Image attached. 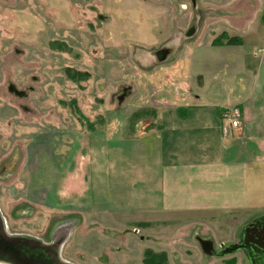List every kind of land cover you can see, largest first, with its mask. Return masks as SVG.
I'll return each mask as SVG.
<instances>
[{
	"label": "rangeland",
	"instance_id": "rangeland-1",
	"mask_svg": "<svg viewBox=\"0 0 264 264\" xmlns=\"http://www.w3.org/2000/svg\"><path fill=\"white\" fill-rule=\"evenodd\" d=\"M263 19L264 0H0V212L8 232L61 245L72 264H144L146 251L165 253L163 264H252L242 252H219L252 222L262 228V212L233 235L178 221L164 228L154 221L178 218L146 214L136 180L148 115L135 114L185 95L197 75L232 83L239 66L256 64L243 56L247 43L226 52L205 46L182 61L180 52L221 33L259 31ZM169 46V62H156ZM69 69L90 79L72 81Z\"/></svg>",
	"mask_w": 264,
	"mask_h": 264
},
{
	"label": "crops",
	"instance_id": "crops-1",
	"mask_svg": "<svg viewBox=\"0 0 264 264\" xmlns=\"http://www.w3.org/2000/svg\"><path fill=\"white\" fill-rule=\"evenodd\" d=\"M239 34L227 35L238 38L234 45L214 44L218 35L180 52L182 61L183 54H196L205 46L226 52L247 43L243 56H254L256 64L239 66L232 83L213 76L206 83L197 75L185 95L148 106L155 112L144 119L146 165L140 168L136 193L147 201L148 216L178 218L154 221L164 228L178 221L182 227H200L203 233L226 226L233 235L237 225L264 213V26ZM170 48L175 47L158 50L156 62H169ZM234 105L243 112L242 128L224 136L220 113ZM227 242L221 245L228 246Z\"/></svg>",
	"mask_w": 264,
	"mask_h": 264
},
{
	"label": "water",
	"instance_id": "water-1",
	"mask_svg": "<svg viewBox=\"0 0 264 264\" xmlns=\"http://www.w3.org/2000/svg\"><path fill=\"white\" fill-rule=\"evenodd\" d=\"M252 222V224L244 227L245 233H242V241H250L251 239L258 238L255 234L256 231L260 230L257 224ZM260 225V224H259ZM262 228L264 224L260 225ZM227 250H230L228 254H232L244 249L242 243L230 244L225 246ZM261 250V247H259ZM264 249V247H263ZM246 250V248L244 249ZM252 250V251H251ZM252 253V264L256 263L262 257L261 253L259 255L254 254V250L251 249ZM247 251V250H246ZM263 251V250H262ZM257 252V251H256ZM249 257V254L247 252ZM258 256V257H256ZM264 261V259H263ZM0 262L6 264H62L55 257L54 254L49 250L48 245L42 241L28 236L21 235H10L7 230L6 221L0 212ZM260 264H264L260 262Z\"/></svg>",
	"mask_w": 264,
	"mask_h": 264
},
{
	"label": "trees",
	"instance_id": "trees-1",
	"mask_svg": "<svg viewBox=\"0 0 264 264\" xmlns=\"http://www.w3.org/2000/svg\"><path fill=\"white\" fill-rule=\"evenodd\" d=\"M224 40H226V43L230 44V45L237 44L239 41L238 38L228 37V36H226V34H221V36L216 38L213 43L214 44L222 43ZM68 76L72 81L76 80V82H80L81 80L90 79V73L81 72V71H74V70H70V69L68 70ZM154 112H155L154 110L148 111L147 109L146 110L144 109L143 111L136 113L135 117L137 119H139V118L142 119V118H145L148 114H151ZM103 123H104V120H102V118H101V120H99V122L97 124L98 125L97 128H101L103 126ZM90 128L92 131H94V127L91 126ZM165 261L167 262V259H166V256L164 254L156 255V254L152 253V251H147L145 253V257H144L143 262H144V264H163V262H165Z\"/></svg>",
	"mask_w": 264,
	"mask_h": 264
},
{
	"label": "flooded vegetation",
	"instance_id": "flooded-vegetation-1",
	"mask_svg": "<svg viewBox=\"0 0 264 264\" xmlns=\"http://www.w3.org/2000/svg\"><path fill=\"white\" fill-rule=\"evenodd\" d=\"M70 220H74L73 218L71 219V218H67V219H65L64 221L62 220V221H60V223H62V226H64L65 224L64 223H67V222H69ZM58 225H59V223H58ZM57 225V226H58ZM7 230H8V228H7ZM127 232V231H126ZM138 230H133V233L134 234H136L137 236H139L138 235ZM9 233V232H8ZM128 233H129V231H128ZM128 233H126V234H128ZM241 233H242V231H241ZM10 234V233H9ZM257 236H258V238L256 239V238H254V239H251L250 241H242V234H240V239H239V241L237 242V243H242L243 245H244V249L245 248H249L250 250L251 249H256V251H257V247L259 248L260 246H259V244H261L262 245V247H264V226H263V228H260V230H258V231H256V233H255ZM10 235H12V234H10ZM142 236V238H141V240L142 241H145V240H150V237H148L147 238V236H145V235H141ZM37 239V238H36ZM38 240H40V239H38ZM44 240V239H43ZM54 240V239H53ZM52 240V241H53ZM40 241H42V240H40ZM46 242H52V241H48V240H45ZM43 243H45L44 241H42ZM46 244V243H45ZM46 245H48V247L49 246H51L50 244H46ZM54 245H56V244H54ZM244 249H242V250H240L239 252H242L245 256H248L247 255V252H248V254H249V257H244L245 258V260L246 261H248V262H252V260H254V258L252 257V254H250V251H246V250H244ZM222 251L221 252H219L220 254H222V255H226V254H228V252L230 251V250H227L226 248H222L221 249ZM260 250V249H259ZM147 252V251H146ZM145 252V253H146ZM161 254H164L165 255V253H160V254H158V255H161ZM263 259H264V257L263 258H261L260 259V261H261V263H263L264 261H263Z\"/></svg>",
	"mask_w": 264,
	"mask_h": 264
},
{
	"label": "built area",
	"instance_id": "built-area-1",
	"mask_svg": "<svg viewBox=\"0 0 264 264\" xmlns=\"http://www.w3.org/2000/svg\"><path fill=\"white\" fill-rule=\"evenodd\" d=\"M243 112L240 107L223 108L220 113L221 129L224 136L242 128Z\"/></svg>",
	"mask_w": 264,
	"mask_h": 264
},
{
	"label": "bare ground",
	"instance_id": "bare-ground-1",
	"mask_svg": "<svg viewBox=\"0 0 264 264\" xmlns=\"http://www.w3.org/2000/svg\"><path fill=\"white\" fill-rule=\"evenodd\" d=\"M48 248L52 252V254L55 255V257L59 260L60 263H62V264H72V263L66 261L63 258L61 245H57V244L56 245H51ZM261 252H264V251L261 250ZM250 254H252V253L250 252ZM263 257L264 256L260 257V259L263 258ZM0 264H6V263L0 262Z\"/></svg>",
	"mask_w": 264,
	"mask_h": 264
}]
</instances>
